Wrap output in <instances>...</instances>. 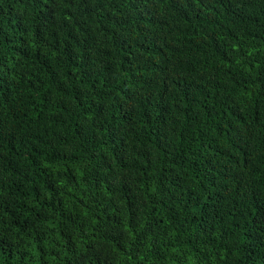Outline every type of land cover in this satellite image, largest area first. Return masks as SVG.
<instances>
[{
	"label": "trees",
	"instance_id": "16d2710c",
	"mask_svg": "<svg viewBox=\"0 0 264 264\" xmlns=\"http://www.w3.org/2000/svg\"><path fill=\"white\" fill-rule=\"evenodd\" d=\"M0 264H264V0H0Z\"/></svg>",
	"mask_w": 264,
	"mask_h": 264
}]
</instances>
